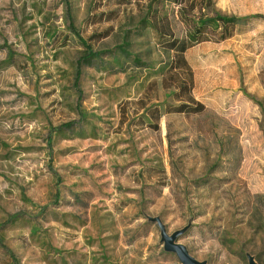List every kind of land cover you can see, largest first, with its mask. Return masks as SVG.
Returning <instances> with one entry per match:
<instances>
[{"label": "rangeland", "instance_id": "obj_1", "mask_svg": "<svg viewBox=\"0 0 264 264\" xmlns=\"http://www.w3.org/2000/svg\"><path fill=\"white\" fill-rule=\"evenodd\" d=\"M189 2L0 0V264H70V249L83 264H178L156 217L168 234L188 227L177 242L200 262L264 264V0ZM149 6L179 36L210 12L250 17L185 52L204 110L155 130L133 123L141 107L177 102L140 23ZM80 39L100 54L78 67ZM75 190L95 198L58 209L86 221L70 244L48 209Z\"/></svg>", "mask_w": 264, "mask_h": 264}, {"label": "trees", "instance_id": "obj_2", "mask_svg": "<svg viewBox=\"0 0 264 264\" xmlns=\"http://www.w3.org/2000/svg\"><path fill=\"white\" fill-rule=\"evenodd\" d=\"M160 3L164 0H154ZM180 9H183V13H192L195 10L193 2H189L188 8L184 5L187 0H169ZM151 6L148 7L145 16L140 20L143 26L151 27L154 33L156 43L159 44L162 51L166 55L165 61L160 63L156 72H160L161 75V87L166 90V96L172 97L177 104L164 101L161 103L151 104L148 107L142 106L143 113L136 117L133 122L135 125L149 129H158V120L163 114L168 113H184L193 114L200 113L204 110V105L195 100L191 94V88L193 84V75L191 68L185 58V52L196 44L216 38L218 40H225L232 36L235 26L239 23H245L250 17H234L225 16L215 12L211 14H204L196 18L194 26L186 31L184 35H177L172 28V21L169 18L165 20L152 19L149 16ZM257 17V16H256ZM259 17V16H258ZM68 19L70 29L76 31L71 20L69 11ZM77 33V32H76ZM80 42L86 47L87 54L85 57L78 60V67L81 62L98 56L100 53L92 52L91 48L80 39ZM136 63L140 60L134 58ZM139 111H135V115H138ZM72 122L65 124L66 128H71ZM48 208H46L47 210ZM41 211V210H40ZM42 215V213H40ZM27 217V216H26ZM54 216H50L49 219H53ZM40 218H42L40 216ZM15 263V262H14Z\"/></svg>", "mask_w": 264, "mask_h": 264}, {"label": "crops", "instance_id": "obj_3", "mask_svg": "<svg viewBox=\"0 0 264 264\" xmlns=\"http://www.w3.org/2000/svg\"><path fill=\"white\" fill-rule=\"evenodd\" d=\"M76 191L77 190H75L73 193H70V196L72 197L70 199V203L67 202L65 205L60 203L58 207L52 206L48 209L51 213V216L54 217L53 219H49L47 223H56L64 227H70L69 236H66L67 234L61 232L60 230L56 231L54 228H52L53 230H55V232H57L61 241L70 242V244H72L78 239L79 235L77 232L85 228L86 221H84L83 218L80 215H78L77 212L75 213L72 210H70V212H62L58 209L63 207H70V209L77 210L80 208L83 210L84 209L87 210L88 203L95 198V196L89 197L90 196L89 192L86 191L76 192ZM47 243L48 240L43 242V246L46 247ZM80 256L82 255L77 253V251L70 249V264H83L82 259L79 258Z\"/></svg>", "mask_w": 264, "mask_h": 264}, {"label": "water", "instance_id": "obj_4", "mask_svg": "<svg viewBox=\"0 0 264 264\" xmlns=\"http://www.w3.org/2000/svg\"><path fill=\"white\" fill-rule=\"evenodd\" d=\"M150 221L157 224L160 231V242L162 243L163 250L166 252L174 253L179 260L178 264H206L205 262H200L192 257L187 248L177 242V238L183 234L188 227L177 230L168 234L165 226L161 222L160 218H149ZM248 264H257L254 260V257L251 255H247Z\"/></svg>", "mask_w": 264, "mask_h": 264}]
</instances>
